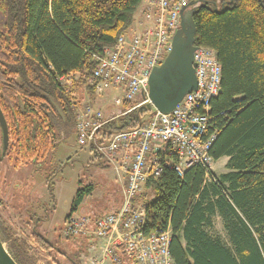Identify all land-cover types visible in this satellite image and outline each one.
I'll use <instances>...</instances> for the list:
<instances>
[{"label":"trees","instance_id":"trees-1","mask_svg":"<svg viewBox=\"0 0 264 264\" xmlns=\"http://www.w3.org/2000/svg\"><path fill=\"white\" fill-rule=\"evenodd\" d=\"M141 2L0 0V109L8 133L4 156L14 167L52 165L58 143L76 131L73 102L56 77L76 73L69 90L87 91L94 99L87 80L95 56L129 29ZM187 3L193 8L194 44L213 48L221 66L220 92L210 102V126L218 133L209 154L212 161L228 156L229 170L207 181L199 164L182 177L164 168L158 179L145 180L134 199L148 203L147 232L170 225L174 264H264V0ZM133 104L110 105V119L97 131L99 143L149 120L148 104L125 112ZM94 187L77 189L70 212ZM120 204L121 198L110 212ZM3 205L0 198V209ZM214 212L226 241L206 230ZM30 220L38 222L28 217L27 224ZM11 235L0 213V239H10L8 252L24 264L26 250ZM30 237L36 249L55 248L33 225ZM83 238L87 245L91 238Z\"/></svg>","mask_w":264,"mask_h":264},{"label":"built area","instance_id":"built-area-1","mask_svg":"<svg viewBox=\"0 0 264 264\" xmlns=\"http://www.w3.org/2000/svg\"><path fill=\"white\" fill-rule=\"evenodd\" d=\"M187 0H142L134 31L121 33L116 41L95 56L87 84L97 94L110 86L120 88L121 98L133 108L150 103L148 77L171 49L172 34L179 27L180 8ZM196 88L185 93L168 112L151 105L149 120L128 130L116 131L106 143H99L97 131L110 117L92 103L73 102L76 137L79 147L93 148L114 171L119 183L121 204L96 219L75 208L64 220V237L83 236L98 239L97 250L88 256L90 264H174L170 253L169 224L147 232L148 203L134 198L147 179H158L164 168L179 177L193 165L205 168L207 181L216 180L209 150L218 131L210 126V102L220 92L221 66L213 48L196 45L193 52ZM76 73L58 75L64 85L76 79ZM120 252L129 259L124 261Z\"/></svg>","mask_w":264,"mask_h":264},{"label":"rangeland","instance_id":"rangeland-1","mask_svg":"<svg viewBox=\"0 0 264 264\" xmlns=\"http://www.w3.org/2000/svg\"><path fill=\"white\" fill-rule=\"evenodd\" d=\"M138 18L136 12L127 30L128 35L134 31ZM64 86L72 102L86 104L93 100L92 103H97V107L105 113L110 109L111 101L122 97L120 88L110 86L107 91L94 95V99H100L101 104L95 102L87 91L72 92L69 90L70 83ZM94 154L89 146L79 147L76 134L72 132L58 143L50 167L45 163L33 171L31 163L14 167L6 156L0 159V198L4 202L0 213L11 236L18 238L26 250L24 264H90L88 256L92 250L98 249L101 242L91 238L84 245L83 236L66 238L61 229L65 216L71 210L75 193L82 185L92 183L95 186L77 208L82 213L90 216L95 212L104 214L119 203L120 186L114 179L113 169L104 163L105 159L101 162ZM221 161L219 159L214 163L216 175L224 171L223 165L217 167ZM28 217L36 218L38 222L34 224L30 220V224H27ZM31 225L55 248L47 253L34 248L30 237ZM210 233L223 241L227 240L219 221H215ZM9 242L10 239L2 242L6 249Z\"/></svg>","mask_w":264,"mask_h":264},{"label":"water","instance_id":"water-1","mask_svg":"<svg viewBox=\"0 0 264 264\" xmlns=\"http://www.w3.org/2000/svg\"><path fill=\"white\" fill-rule=\"evenodd\" d=\"M187 3L180 8L179 27L172 34L171 49L162 62L154 66L148 77V97L150 107L153 105L161 112L170 111L182 96L196 88L193 52L195 24L192 18L193 8ZM58 113L59 107L51 100ZM151 104V105H150ZM1 155L8 145L7 124L0 109ZM91 242V241H90ZM0 264H18L10 255L0 239Z\"/></svg>","mask_w":264,"mask_h":264},{"label":"crops","instance_id":"crops-1","mask_svg":"<svg viewBox=\"0 0 264 264\" xmlns=\"http://www.w3.org/2000/svg\"><path fill=\"white\" fill-rule=\"evenodd\" d=\"M140 17V16H139ZM104 100V99H103ZM94 101L95 102H98V103H101V101H100V99H98V100H95L94 99ZM91 103L93 102V100H91L90 101ZM111 103V102H110ZM93 105H95V106H98V105H96L95 103H92ZM102 104V103H101ZM100 104V105H101ZM111 105H113L112 103H111ZM115 107V106H114ZM219 159H221L222 161H221V163L217 166V167H220V166H224V171H222L221 173H224V172H227L228 170H229V168L227 167V161H228V159H229V157L228 156H222V157H220ZM219 159H217L216 161H213L212 162V169H213V172H214V163L215 162H217ZM216 167V166H215ZM220 173V174H221ZM215 174V173H214ZM220 174H218V175H216V176H219ZM215 221H219L220 222V224L222 225V228H223V224H222V220H221V217H220V215H219V213H217V212H214L211 216H210V223L208 224V225H206V230H208L209 232H211L212 231V228H213V226H214V223H215ZM223 230H224V228H223ZM224 232H225V230H224ZM182 243L184 244V240H182Z\"/></svg>","mask_w":264,"mask_h":264},{"label":"flooded vegetation","instance_id":"flooded-vegetation-1","mask_svg":"<svg viewBox=\"0 0 264 264\" xmlns=\"http://www.w3.org/2000/svg\"><path fill=\"white\" fill-rule=\"evenodd\" d=\"M75 134H76V131H75ZM0 135H1V130H0ZM7 147H8V145H7ZM6 150H7V148H6ZM6 150H5V152H6ZM5 152H4V154L3 155H1V138H0V159L1 158H4L5 156ZM95 155V154H94ZM95 156H97V154L95 155ZM7 157V156H6ZM97 157H99V159H100V156H97ZM50 164H53V161H52V163H50ZM50 167V166H49ZM32 170H33V166H32V168H31ZM56 169V168H55ZM34 171V170H33Z\"/></svg>","mask_w":264,"mask_h":264}]
</instances>
